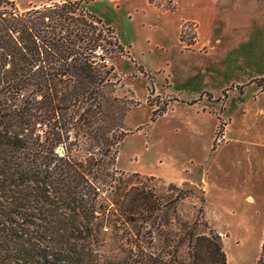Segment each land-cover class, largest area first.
I'll list each match as a JSON object with an SVG mask.
<instances>
[{
    "label": "trees",
    "instance_id": "trees-1",
    "mask_svg": "<svg viewBox=\"0 0 264 264\" xmlns=\"http://www.w3.org/2000/svg\"><path fill=\"white\" fill-rule=\"evenodd\" d=\"M15 6L0 0V264H227L206 221L166 227L178 195L165 203L115 168L128 135L105 92L115 32L74 0Z\"/></svg>",
    "mask_w": 264,
    "mask_h": 264
},
{
    "label": "rangeland",
    "instance_id": "rangeland-1",
    "mask_svg": "<svg viewBox=\"0 0 264 264\" xmlns=\"http://www.w3.org/2000/svg\"><path fill=\"white\" fill-rule=\"evenodd\" d=\"M9 1L23 10L56 0ZM74 1L111 28L123 49V56L115 54L108 60L114 67L117 83L112 92L110 87L105 90L107 96L122 102L119 110L125 113L122 130L128 135L119 144L115 164L120 178L128 187L143 188L165 203L178 195L174 204L177 214L168 209L164 224L176 229L184 224L192 226L196 221V232L201 233L206 221L204 201L195 192L183 191L182 185L166 183L162 177H199L202 166L205 169L213 166L206 177L211 188L207 208L210 221L223 231L219 236L227 264H264V116L259 119L253 116L258 105L264 107V94L259 99L255 94L257 87L264 88V81H260L264 79V0L213 3L212 33L233 41L216 47L219 53L231 50L230 57L225 59L227 73L209 80L196 75L193 81L192 75L202 61L179 56V26L183 24L186 40L192 37L196 40L197 25L190 17L204 19L209 1L187 0L193 5L189 9L180 8L178 3L176 6L171 0L175 6L172 12L155 6L156 9L146 8L144 0ZM178 65L181 68L178 76H170L173 71L169 68L174 70ZM223 79L230 80L233 86H227L219 99L211 100L203 92L210 88L204 87L212 85L211 89L217 91ZM231 92L241 96L231 98L226 107ZM202 99L216 105V116L220 115L218 109L223 110L217 117L218 123L212 117L200 116ZM194 100L200 104L189 107ZM153 112L157 115L151 122ZM228 119L232 130L228 143L224 140L215 144L216 137L210 142L213 123L217 125L216 131L221 124L226 132ZM245 132L253 140H259L260 145L233 144ZM246 196H251L253 202L246 200ZM154 238L158 244L164 243L159 236Z\"/></svg>",
    "mask_w": 264,
    "mask_h": 264
},
{
    "label": "crops",
    "instance_id": "crops-1",
    "mask_svg": "<svg viewBox=\"0 0 264 264\" xmlns=\"http://www.w3.org/2000/svg\"><path fill=\"white\" fill-rule=\"evenodd\" d=\"M145 1V7H151L154 8V5L150 4L148 2V0H144ZM209 1L206 5V9H208V15L202 19L199 18L197 16H193L190 17V21L194 24H196V33H197V37L195 42L193 43V45L189 48L186 49L185 44L183 42H177L178 44V48H179V56L180 57H185V58H194L197 57L199 58L202 63H200V67L199 70H195V74L192 75V81L195 79V77H197L196 75L201 76L203 79H207L209 80L211 77H215V76H220V78H222V75H224V73H227V69H226V63H225V59L230 57V53L231 50H222L220 53L217 52L216 47H224L225 45L223 43H225V41H229V42H233L231 39L228 40V37L223 36V35H219L218 34H214L211 31V27L213 25V21L215 19V13H212V7L213 3H218V0H207ZM173 3L176 5V3H178L180 8H184V7H188L189 9H192L193 5L189 4L187 2V0H173ZM187 5V6H186ZM41 6V5H38ZM37 6V7H38ZM177 6V5H176ZM32 8V7H31ZM29 9V8H28ZM156 9V8H154ZM24 10V9H23ZM27 10V9H26ZM183 24L181 23L179 26V33H180V28ZM232 38V37H229ZM227 43V42H226ZM203 48H205L206 50H204L203 52H201L203 50ZM179 70H181L180 66L178 65V67H176L174 70H170L169 71H173V73L170 75L173 77L178 76V72ZM195 75V76H194ZM212 81V80H211ZM235 84V83H234ZM232 85L233 83L230 82V80H225L223 79V81L221 82V84L218 86L217 91L215 90L214 87H212L214 90L211 89L212 85H207L205 88H210V89H205L206 91L203 92H207L208 95L210 96L209 98L211 100H217L219 99V95H221V93L226 89L227 86ZM253 85V83L251 84ZM209 90V91H207ZM256 96L259 99V96L264 94V88H256ZM231 96L228 97V101L226 104H229L231 98L234 99L236 97V95H240L237 92L232 93L231 92ZM208 100V99H207ZM210 101V100H209ZM209 101H204V99H202V104L200 103H195L192 106L189 107H195L198 104H200L201 106V110L198 112L200 114V116L204 117V116H208V117H212L215 122L218 116H216L217 114L215 113V107L216 105H213L211 102ZM259 104V102H258ZM212 105V106H211ZM226 107L224 109H226ZM172 108V107H171ZM218 113L220 114L219 117L223 114V110H219L218 109ZM256 119H259L261 116H264V107H262V105H258V107L255 109L254 115H253ZM218 117V118H219ZM218 119H217V123H218ZM230 119H228V123H227V127H226V139H225V144L228 143V139L229 136L228 134L232 133V130L230 128ZM215 122L213 123L212 127H213V137L210 139V142H213V139L216 136V124ZM242 137L240 139H236L234 141L233 144H242V145H251V147H257L260 144L258 143L259 140H253L255 138H251L250 134L245 132L241 135ZM258 136V135H257ZM258 139V138H256ZM246 143V144H245ZM214 153V151L212 152V154ZM205 166H202V172H200L199 177L198 175L196 176H189V177H185V176H180L177 179H166L164 177H162L163 181H166V183H172V184H176L177 186H183L184 184H192L197 186V188L202 192V195L199 197L202 201H204V203H202L203 207H204V211H205V217H206V222L210 225V227L213 229V231L217 234H222L223 231L218 229V227L214 226L213 223L210 221V216L208 215V208H207V203L208 201L211 200V188L209 185V180L206 178L208 174H211V172L213 171V166L208 167V168H204ZM186 175H188L187 171L185 170L184 172ZM147 175H150V177L152 176V174L147 173ZM153 178H155V176H152ZM157 179V178H156ZM246 200H248L249 202H253V198L251 196H246Z\"/></svg>",
    "mask_w": 264,
    "mask_h": 264
},
{
    "label": "built area",
    "instance_id": "built-area-1",
    "mask_svg": "<svg viewBox=\"0 0 264 264\" xmlns=\"http://www.w3.org/2000/svg\"><path fill=\"white\" fill-rule=\"evenodd\" d=\"M106 64H108L109 62L106 61ZM223 125H218L217 127V131H216V139H214L215 144H219L221 142H223L226 139V132L224 130H222Z\"/></svg>",
    "mask_w": 264,
    "mask_h": 264
},
{
    "label": "water",
    "instance_id": "water-1",
    "mask_svg": "<svg viewBox=\"0 0 264 264\" xmlns=\"http://www.w3.org/2000/svg\"><path fill=\"white\" fill-rule=\"evenodd\" d=\"M182 187L183 191H193L197 194L198 197L202 195V192L197 188V186L192 184H184Z\"/></svg>",
    "mask_w": 264,
    "mask_h": 264
}]
</instances>
